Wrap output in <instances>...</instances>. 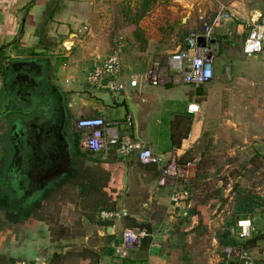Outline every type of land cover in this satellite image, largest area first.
<instances>
[{"label":"crops","instance_id":"1","mask_svg":"<svg viewBox=\"0 0 264 264\" xmlns=\"http://www.w3.org/2000/svg\"><path fill=\"white\" fill-rule=\"evenodd\" d=\"M104 1L0 0V56L10 57L5 66L12 61H36L48 76L45 78V89L48 99L50 98L44 104L40 120V125L44 126L43 131L39 130L42 145L36 141L34 133L30 134L35 146L31 152L26 149L27 139L14 131L13 122L18 121L19 117H9V157L0 173L1 195L4 193L12 200H23L15 194L12 187L17 188V185L11 180L16 177L14 164L27 165L30 157L35 162L38 161L44 172L52 167L54 158L63 168L55 182L47 180L43 183V194L35 197L34 202L46 199L45 194L50 190L78 181L77 169L80 163L84 168L83 161L87 163L84 164L85 168H92L89 162L94 161L93 159H105V156H92L80 150V137L74 122L76 118H102L108 130L106 137L117 135L122 140L130 138L144 144L164 161L175 158L182 165H195L202 155L200 147L207 137L209 125L220 107L226 105V102L238 104V99H226L223 93L228 87L233 88L235 83L238 85L242 82L243 77L249 81V76L245 74H250L252 67L256 68L255 61L258 58L264 60V53L252 58L243 53L244 43L251 31V17L259 18L264 24V0H178L173 3L171 16L167 19L154 17V13L152 17H145L142 13L135 24L128 22L130 29L127 40L132 43L133 40L140 39L142 45L151 49L156 43L174 42L176 34H180L183 42H174L173 48L166 47V50L161 48L164 46H160L156 54L172 57L174 54L187 52L186 41L192 33H203L206 25L211 24L222 12L231 14L232 19L224 20L213 28V43L208 42L207 54L213 62L214 78L219 82L213 79L214 82L200 88L185 84L181 77H175L170 70V57L166 64L161 63L167 75L165 82L153 86L147 82L145 76L154 63L150 67L133 70L136 65H127L124 45V73L126 77H138V87H128L120 94L97 93L87 84V74L95 58L108 55L118 36L122 37L126 44V38L122 34H117L112 43L109 31L111 20L105 17L109 5ZM144 11L147 12L148 9L144 7ZM101 14L103 17H100ZM135 50L136 58L145 54L144 48ZM226 65L232 67L231 80L224 75ZM256 84L258 83H252ZM6 99L10 98L7 96ZM10 103L12 106V102ZM190 105H198L200 113L192 114L189 111ZM131 106L135 108L136 116ZM62 115L70 117L68 125L63 128L65 134L62 135L63 139L68 141V146L54 153L51 143ZM22 120L27 125L34 122L30 115H24ZM60 138L62 139L61 136ZM105 160L109 162V171L116 179L112 180L111 189L106 190L104 195L116 201L113 210L126 211L128 218L112 223L111 226L104 224L98 229L101 239L93 247L99 251L96 253L99 256L98 264H183L165 247L164 234L170 229L167 225H157L153 219L162 217L171 224L187 217L191 208V197L175 206L171 201L173 188H160L159 169L143 165L136 153L122 158L115 150H111ZM118 172L123 174L122 187L117 181ZM178 187L182 189V185L179 184ZM259 200L261 206L256 210L259 213L250 215L249 219L255 229L252 237L259 235L260 239L256 242L264 249V202ZM227 215L229 213L226 211H221L218 215L219 222H215L221 225L218 234H222L223 230L230 232L233 228L230 225L224 228ZM135 225L151 227V244L145 250L139 248L131 251L127 260L121 261L115 254V247L121 243L125 229L136 228ZM46 227L42 222L32 230L31 227H26L24 241L20 244H10L3 255L7 256L12 264L21 261L12 256L19 253L28 256L27 261H30V264H54L48 262L49 253L45 251L49 242ZM163 229L165 232H162ZM214 242L221 252H225L227 248L240 251L237 247L220 245L216 238ZM216 257L215 262L223 260L220 254Z\"/></svg>","mask_w":264,"mask_h":264},{"label":"rangeland","instance_id":"2","mask_svg":"<svg viewBox=\"0 0 264 264\" xmlns=\"http://www.w3.org/2000/svg\"><path fill=\"white\" fill-rule=\"evenodd\" d=\"M104 2L109 5V11L106 12L105 17L111 20L109 31L112 43L117 34L124 35L126 38L125 60L128 66L136 65L132 67L133 70L139 67H150L156 62L166 64L171 55L166 56L167 59L156 55L160 50L159 47L164 46L161 47L165 48L164 50L171 49L174 42L175 44L183 42L182 36L176 34L175 41L169 42L171 45L168 42L156 43L151 49H147L149 47L142 45L140 39L133 40L132 43L127 40L129 23L135 24L142 13L145 17H152L154 13V17L167 19L171 16L170 10L173 3H177L178 0H105ZM144 7L148 9L147 12L144 11ZM100 17H103L102 14ZM138 48H144L145 54L140 58L134 57L135 49ZM9 58H1L3 62L0 70V124L3 125L0 128V173L9 157L8 119L9 117L22 119L25 115L22 112L27 110L20 107V104L16 106L18 103L13 101L11 106V101L6 99L9 94L7 93L5 97L6 93L2 90V73L5 62ZM255 62H257L256 68L252 67L250 74H245L249 76V81L243 77L242 82L231 85L233 88L228 87L223 93L226 99H238V104L226 102L209 125L207 137L200 147L202 155L195 164L196 174L189 188L191 208H189L188 216L171 224L162 217L153 219L157 225H167L170 229L164 234L165 247L176 260H181L183 264L220 263L214 261L216 256L220 254L224 259L226 255L224 250L221 252L214 240L216 238L221 245V240L225 239L224 235L228 230L218 234L221 225L215 222H219V213L221 211L229 213L227 219H224L226 221L224 228H226L234 222L239 199L256 197L264 202V60L258 58ZM82 76L84 77L83 74ZM214 81L218 79L214 78ZM253 82L258 84L252 85ZM8 103H10L9 106H5ZM16 109L19 111L16 112ZM80 119L76 118L74 121L79 137L81 136V131L78 129ZM93 160L89 162L92 168H88L92 171L93 177L99 179L103 178L104 174H110L109 166L105 164L107 160H102L101 157ZM82 163L85 168L86 161ZM79 165L82 168V164ZM83 180L78 179L73 181V184L57 187L47 200L43 199L44 203L37 212H34L33 218L19 225L6 220V212L2 214L5 217L0 218V250H2L0 264H12L11 260L9 261L7 256L3 255L6 248L13 243H22L26 237L24 235L26 227H31L32 230L39 222L47 226L46 229L49 232V242L45 250L49 253L48 262L54 264L99 263V259L93 258V253L99 252L93 247L101 239L98 233V229L102 226L99 212L113 210L114 201L112 197L101 195L90 189L88 192L82 191L80 186ZM98 183L102 184V182ZM1 210L0 206V215ZM135 227L144 226L135 225ZM162 232H165V229ZM254 237L259 238V235ZM225 240H228V235ZM259 246L258 242H255L245 248L252 252L257 263L261 264L264 262V249ZM236 247L240 249L241 245ZM12 256L17 260H26L30 264V261H27L28 256L23 253Z\"/></svg>","mask_w":264,"mask_h":264},{"label":"built area","instance_id":"3","mask_svg":"<svg viewBox=\"0 0 264 264\" xmlns=\"http://www.w3.org/2000/svg\"><path fill=\"white\" fill-rule=\"evenodd\" d=\"M233 15L222 12L211 24L206 25L203 33H192L187 41V52L177 53L170 58L169 67L175 77H181L187 85L195 88L203 87L214 79V67L212 60L208 57V46L206 49L198 48V38L206 37L210 42L213 39V28L224 20H230ZM251 31L244 43L243 53L246 57H258L264 53V24L260 19L251 17ZM87 30V28H85ZM112 51L105 56H97L87 74V84L97 93H124L128 87L137 88L138 77H126L124 73L122 54L124 39L116 37ZM158 62L154 63L148 71L145 79L153 86L165 82L166 72ZM189 111L192 114H199L198 105H190ZM78 129L81 131L79 148L83 153L89 155L108 154L113 148L117 153L128 158L137 154L139 161L145 166H155L159 169L158 186L160 188L172 187L171 201L175 206L191 197L188 191L180 190L178 185L181 181H191L196 174L195 165L189 163L180 164L177 159L172 158L164 161L144 144L133 141L130 138L120 139L117 135L106 137L108 132L106 122L102 118L83 117L78 122ZM99 218L103 222L115 223L128 218L126 211L102 210ZM254 225L251 219H240L236 226L230 230L231 236L239 241L249 240L254 233ZM146 237V231L140 228H126L122 241L115 247V254L121 261L129 257L131 251L139 249L142 240ZM225 258L218 264H257L256 257L250 251H235L233 248L225 250ZM15 264H28L26 261H19Z\"/></svg>","mask_w":264,"mask_h":264},{"label":"flooded vegetation","instance_id":"4","mask_svg":"<svg viewBox=\"0 0 264 264\" xmlns=\"http://www.w3.org/2000/svg\"><path fill=\"white\" fill-rule=\"evenodd\" d=\"M12 61L11 63H13ZM36 61H23L22 63H30ZM11 63H8V66H5L4 71L2 73V89L3 92L9 94V100L13 103H18L16 106L21 105L27 109L23 111L25 115H30L34 119L33 123L27 125L22 119H18V121L13 122L15 125V129L19 134L24 136L27 141L26 149L31 152L35 146L32 143L31 135L35 134L36 141L42 145V140L39 139V130L43 131L42 125H40L41 115H43L44 104L48 101V95L46 93L45 85L47 84L46 73H43L41 66H27L23 67V69H16V67H12ZM25 68V70H24ZM21 70V71H20ZM16 112L19 110L16 109ZM69 116L62 115V120L59 121V126L56 128V135H54V141L51 143L53 149L52 151L56 153L58 150L67 148L68 141L63 139L65 134L64 125H68ZM68 122V123H67ZM20 136V137H22ZM62 137V139L59 137ZM14 138V137H13ZM56 138V140H55ZM39 146V145H36ZM34 162V164H32ZM27 165L20 164L18 166L15 163V172L14 180H11L17 185V188L13 186L12 188L15 190V194L19 197V199H23L21 202L23 204L28 205L34 203V198L41 196L43 193V183L47 180L55 182L62 172V165L57 163V161L53 160L51 163L52 167L47 169V171H43L38 164V161H34L31 157L27 161ZM13 184V183H12ZM41 193V194H40Z\"/></svg>","mask_w":264,"mask_h":264},{"label":"trees","instance_id":"5","mask_svg":"<svg viewBox=\"0 0 264 264\" xmlns=\"http://www.w3.org/2000/svg\"><path fill=\"white\" fill-rule=\"evenodd\" d=\"M1 58H2V56H0V70H1V65L3 62V60ZM2 127H3V125L1 126V124H0V128H2ZM112 150H115V152L117 153L116 148H113ZM109 154H110V151L108 152L107 155L102 154V156H105V159H106ZM105 163L107 164L109 162L107 161ZM91 172L92 171L88 168L79 167L77 169L76 178L84 179L83 184L80 186L82 191L86 192L88 189H90L93 192H96V193L103 195L106 190L111 189L110 184H111L112 180L116 179L111 173L110 174L107 173L106 175L104 174L103 178L97 179L96 177H93V173H91ZM122 177H123L122 172H118L117 173V181H118L119 185H121V187L123 185V180H122L123 178ZM96 180H99V181H96ZM98 182H102V184H101L102 186ZM192 182L193 181H181L179 184H180V186L182 185V189L179 187L178 188L180 190L188 191L191 194L189 188H191ZM99 186H101V187H99ZM53 190H50L45 194V196H46L45 200H47V198L53 194ZM115 202L116 201H114V206L116 205ZM42 203H44L43 200H37L34 203L28 204L26 206L25 204H23V202L16 201L15 199L12 200V198L7 197V195L3 193V195H1V197H0V206L2 209L1 210L2 213L0 215V218L4 219L5 216H2V214L4 212H6L7 214H6L5 219L8 220L9 222L13 223L14 225H19V224L23 223L24 221L33 218L32 215L34 214V212H37L41 208ZM33 204H35V205H33ZM237 205L238 206L236 208V213H235L236 219L234 218V222L230 224V226L231 227L233 226V228L236 226L238 220L249 219V216L256 213V210H258L261 206L259 198H256V197L239 199V202L237 203ZM108 211H113V210H108ZM100 221H101V219H100ZM101 223H102V226H104V224L107 226H109V225L111 226V224H112V223L103 222V221H101ZM140 229H144L146 231V237L142 240V243L140 246L141 250H145L151 244L152 229L150 227H147V226L141 227ZM227 235H228V240H225ZM224 238L225 239L221 240L222 245L230 246V247H236V245L237 246L241 245V248H240L241 250H246L245 247H248V245L250 243H255L256 241H258L260 239L257 237H252L246 241H239V240H236V239L231 237L229 230H228L227 234L224 235ZM246 251H249V250H246ZM0 252H2V250H0ZM93 258L98 260L99 259L98 254L93 253Z\"/></svg>","mask_w":264,"mask_h":264},{"label":"water","instance_id":"6","mask_svg":"<svg viewBox=\"0 0 264 264\" xmlns=\"http://www.w3.org/2000/svg\"><path fill=\"white\" fill-rule=\"evenodd\" d=\"M197 42H198V48H200V49H206L207 46H208V41H207V38L206 37H199L198 40H197ZM211 43H213V41H211ZM29 65L30 66H37L39 64L37 62L22 63V62H18V61H14L13 63H11V66L12 67H16V69L19 68L21 70L23 69V67H27ZM24 70H25V68H24ZM223 72H224V75L229 80H231V78H232L231 77L232 76V67L230 65H226L224 67V71ZM133 106H131L132 107V112H133L134 116H136V110H135V108ZM119 210L121 211V209H119Z\"/></svg>","mask_w":264,"mask_h":264},{"label":"bare ground","instance_id":"7","mask_svg":"<svg viewBox=\"0 0 264 264\" xmlns=\"http://www.w3.org/2000/svg\"><path fill=\"white\" fill-rule=\"evenodd\" d=\"M69 47V46H68Z\"/></svg>","mask_w":264,"mask_h":264}]
</instances>
